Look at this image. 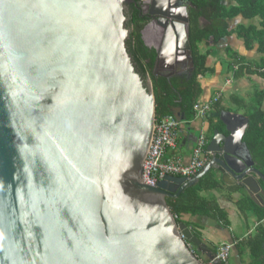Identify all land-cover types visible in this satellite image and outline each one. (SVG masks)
<instances>
[{
    "label": "water",
    "instance_id": "95a60500",
    "mask_svg": "<svg viewBox=\"0 0 264 264\" xmlns=\"http://www.w3.org/2000/svg\"><path fill=\"white\" fill-rule=\"evenodd\" d=\"M143 2L152 20L142 40L158 55L155 73H182L185 61L193 72L189 16L187 56L169 65L166 10ZM134 3L0 0V264H205L192 247L211 259L212 251L178 224L167 199L214 170L264 204L242 111L215 115L226 133L214 131L197 177L145 183L156 97L129 52ZM174 115L185 122L180 109Z\"/></svg>",
    "mask_w": 264,
    "mask_h": 264
},
{
    "label": "trees",
    "instance_id": "16d2710c",
    "mask_svg": "<svg viewBox=\"0 0 264 264\" xmlns=\"http://www.w3.org/2000/svg\"><path fill=\"white\" fill-rule=\"evenodd\" d=\"M189 8V43L194 61V71L178 73L169 76V72L155 73L157 53L148 48L142 40V31L149 23L150 18L144 14L143 0H135L130 6V26L132 34L128 42L129 52L134 58L137 67L144 78L150 76L156 97L157 119L173 115L174 110L180 109L184 116L185 124L193 122L197 113L195 105L203 95L202 80L216 73L209 60L219 58L217 55L222 42L237 33L244 40L248 51H253L258 46V52L264 55V0H187ZM239 17L253 21L261 19L262 29L251 25H240L235 30L231 29L232 23ZM229 57L227 68L238 78L245 74H263L264 58L256 64H246L244 59L230 48L225 50ZM230 59V60H229ZM237 68V69H236ZM223 98V96H222ZM242 101V100H241ZM244 102V101H242ZM221 102L214 104L211 112H223ZM246 109L249 125L243 141L249 149L256 168L264 175V92L257 90L249 104L240 103ZM214 131V129H211ZM181 144V142L179 143ZM224 183L219 180L216 171L212 170L201 178L195 185L186 188L176 199H167L168 205L178 224L186 223L185 217L213 218L220 221L225 228L231 227L227 212L221 209L216 199L207 198L204 193L220 191ZM233 193L240 192L234 188ZM238 189V190H237ZM239 210L246 215L251 208L258 215L256 233L243 241H234L235 249L242 255L248 250L251 263L264 264V207L257 206L248 196L241 194L237 202ZM194 233L202 239L199 231ZM195 251L194 247H192ZM220 247L212 251V259L202 260L210 264ZM213 264H223L214 262Z\"/></svg>",
    "mask_w": 264,
    "mask_h": 264
},
{
    "label": "crops",
    "instance_id": "0c3cea01",
    "mask_svg": "<svg viewBox=\"0 0 264 264\" xmlns=\"http://www.w3.org/2000/svg\"><path fill=\"white\" fill-rule=\"evenodd\" d=\"M240 25H254L259 27V29H262L260 18L250 21L244 19L243 17H239L232 23L231 29L235 30ZM230 48L234 51V53H237L241 58H243L246 64L249 65L256 64L264 58V55L258 52V46H256L253 51H248L244 40L240 39L237 33L229 37L227 40H224L222 42V46H219L218 48V53L214 55V57L219 55V58H212L209 60L210 66L215 67L216 73L215 75L202 80L203 95L200 102L207 103L212 100L217 93L222 92L223 98L221 99L220 104L221 107L224 108L223 112L227 111L238 114L242 111L244 117L248 118L246 109L244 106L242 107L240 103L245 102V104H249L257 90L264 92V71L263 74L251 73L245 74L244 76L242 75L239 78L238 76L236 77L232 72H229L227 68V61L229 57L226 55L225 50ZM217 113L220 112L213 111L205 120L195 119L189 125H183L181 144L177 154L185 164L190 162L193 155L194 148L191 145V141H189L192 134H195L197 137L201 133L205 132L209 146V143L214 137V131L220 130L221 132L226 133L225 126L221 123V120L215 116ZM211 129H214V131ZM170 154L171 153H169L168 157L176 156ZM207 158L211 160V155ZM218 178L221 181V176H218ZM258 183L260 188L264 190V182L258 179ZM234 188L240 189V192L232 194V191L235 190ZM243 193L245 196H249L257 206L264 207V204L255 202L251 195H249V193L239 185L230 186L224 184L220 191L211 193L206 192L203 194L204 196H207V198L216 199L221 209H224L227 212L228 218L231 222L230 228H225L220 221L213 218L212 219L215 220V222H209L208 219L211 217H185L187 226L193 231L194 229L199 231L204 244L209 250H213L226 243L229 244L234 241L246 240L256 233L260 223L255 210L251 208V210L244 215L241 213L237 205V202ZM201 253L203 254V257L209 258L207 253L202 251ZM238 257L240 258L242 264L251 263V257L248 250H244L242 255H240L239 251L234 248L230 264H238Z\"/></svg>",
    "mask_w": 264,
    "mask_h": 264
},
{
    "label": "built area",
    "instance_id": "2783aa9c",
    "mask_svg": "<svg viewBox=\"0 0 264 264\" xmlns=\"http://www.w3.org/2000/svg\"><path fill=\"white\" fill-rule=\"evenodd\" d=\"M221 97L222 93H219L210 103H197L195 105L196 119L205 120L213 105ZM183 125H186L185 122L179 121L174 114L157 119L155 137L143 169V179L146 184L156 186L169 176L192 179L202 173L210 162L207 158L211 154L208 152V139L205 132L197 136L193 155L188 164H185L178 156ZM169 153L176 156L168 157ZM235 245V243H226L220 246L210 264L214 262L230 264Z\"/></svg>",
    "mask_w": 264,
    "mask_h": 264
},
{
    "label": "bare ground",
    "instance_id": "6f19581e",
    "mask_svg": "<svg viewBox=\"0 0 264 264\" xmlns=\"http://www.w3.org/2000/svg\"><path fill=\"white\" fill-rule=\"evenodd\" d=\"M177 1L174 0H157V4L160 5V10H166L169 12V15L165 16V20L168 22L169 30L166 40V45H164L163 48V58L164 60L167 59L168 62L171 63V65L174 64L175 58L171 57V54L173 52H176L177 54H180L181 47L183 45V38L186 39L183 33V26L180 23H177L175 20L174 15V8ZM178 8V7H177ZM159 33V31H157ZM162 33L166 34V28L161 31ZM160 34L162 35V33ZM183 33V35H182ZM156 36H159V34H155ZM160 35V36H161ZM170 38H172V42H170ZM168 46V47H167Z\"/></svg>",
    "mask_w": 264,
    "mask_h": 264
},
{
    "label": "flooded vegetation",
    "instance_id": "af4514ba",
    "mask_svg": "<svg viewBox=\"0 0 264 264\" xmlns=\"http://www.w3.org/2000/svg\"><path fill=\"white\" fill-rule=\"evenodd\" d=\"M153 1H156L157 2V0H147V2L149 3V6L151 7V5H152V2ZM174 1H177L176 2V4H175V7H173L174 8V15H175V20H176V22L177 23H180L182 26H183V33L185 32V30H186V28H185V26L184 25H188L186 22H185V17H186V15H188L189 16V8H190V5H188V6H184V5H181L180 3H179V0H174ZM145 4L144 3H142V7H143V11H144V14L145 15H147L149 18H150V20H149V23L151 22V20H152V18L149 16L150 15V11L148 10L146 13H145ZM178 7V8H177ZM166 12V15H169V12H167V11H165ZM162 15V14H161ZM190 19V18H189ZM148 23V24H149ZM189 24H190V22H189ZM189 26V25H188ZM183 33H182V35H183ZM184 40H183V47H184V52H183V54H184V56H187V54H186V46H187V42H186V39L185 38H183ZM181 51V50H180ZM178 56V57H177ZM177 56H175L174 58H175V62H176V60H178V59H183V55H177ZM165 61L169 64V65H171V63L170 62H168L167 61V59H165ZM174 62V63H175ZM186 62V66H183V65H179L178 66V68H180V67H182L183 68V71L184 72H188L189 71V65H188V62L187 61H185Z\"/></svg>",
    "mask_w": 264,
    "mask_h": 264
},
{
    "label": "rangeland",
    "instance_id": "374dc122",
    "mask_svg": "<svg viewBox=\"0 0 264 264\" xmlns=\"http://www.w3.org/2000/svg\"><path fill=\"white\" fill-rule=\"evenodd\" d=\"M144 3V2H143ZM145 4V3H144ZM146 5V4H145ZM130 19H131V14H130ZM183 52H184V47H183V45H182V47H181V51H180V54L178 53H176V52H173L172 54H171V57H175V56H177V55H183L184 56V54H183ZM178 57V56H177ZM179 70L180 71H183V68L182 67H180L179 68ZM200 102V101H199ZM194 249H195V251L197 252V254L199 255V256H201L203 259H204V257L202 256L203 254L201 253V251L199 250V248L198 247H196V246H194Z\"/></svg>",
    "mask_w": 264,
    "mask_h": 264
},
{
    "label": "clouds",
    "instance_id": "9594fccd",
    "mask_svg": "<svg viewBox=\"0 0 264 264\" xmlns=\"http://www.w3.org/2000/svg\"><path fill=\"white\" fill-rule=\"evenodd\" d=\"M178 71H180V70L178 69ZM165 72H167V71H165ZM182 72H184V71H182ZM169 74H170V73H169ZM219 93H222V92H219ZM219 93H217V94L214 96V98H215ZM222 96H223V93H222ZM214 98H213V99H214ZM213 99H212V100H213ZM221 99H222V97H221ZM221 99H220L219 101H221ZM212 100H210V101L207 102V103H210ZM219 101H218L217 103H215V105L218 104ZM198 103H199V102H198ZM212 108H213V107H212ZM210 113H211V112H210ZM210 113H209V114H210Z\"/></svg>",
    "mask_w": 264,
    "mask_h": 264
}]
</instances>
